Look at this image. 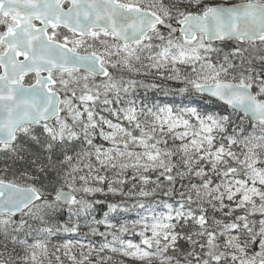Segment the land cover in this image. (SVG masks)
Here are the masks:
<instances>
[{
  "label": "snow or ice",
  "instance_id": "1",
  "mask_svg": "<svg viewBox=\"0 0 264 264\" xmlns=\"http://www.w3.org/2000/svg\"><path fill=\"white\" fill-rule=\"evenodd\" d=\"M0 264H264V0H0Z\"/></svg>",
  "mask_w": 264,
  "mask_h": 264
},
{
  "label": "trees",
  "instance_id": "2",
  "mask_svg": "<svg viewBox=\"0 0 264 264\" xmlns=\"http://www.w3.org/2000/svg\"><path fill=\"white\" fill-rule=\"evenodd\" d=\"M233 2H238V0H234ZM157 82H159V79H157ZM140 91V95L143 96L144 95V91L141 89L139 90ZM147 95L156 100L157 102H160V103H175L176 106H180L181 105V101H182V98L179 97V96H172V95H165L164 92L162 91H156V92H148ZM186 103V101H185ZM198 104L201 106V107H208L209 109H212L214 106L211 105L210 103L208 102H205V101H198ZM124 218L128 221H131L133 219H136L137 216L135 213H129V214H124ZM131 238V237H129ZM138 240V237L136 238Z\"/></svg>",
  "mask_w": 264,
  "mask_h": 264
},
{
  "label": "rangeland",
  "instance_id": "3",
  "mask_svg": "<svg viewBox=\"0 0 264 264\" xmlns=\"http://www.w3.org/2000/svg\"><path fill=\"white\" fill-rule=\"evenodd\" d=\"M234 0H232V2H233Z\"/></svg>",
  "mask_w": 264,
  "mask_h": 264
}]
</instances>
